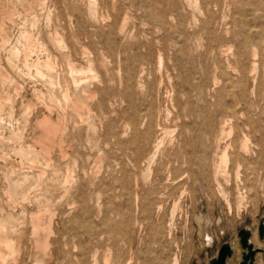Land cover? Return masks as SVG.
<instances>
[{
    "label": "bare ground",
    "instance_id": "1",
    "mask_svg": "<svg viewBox=\"0 0 264 264\" xmlns=\"http://www.w3.org/2000/svg\"><path fill=\"white\" fill-rule=\"evenodd\" d=\"M263 104L264 0H0V264L104 233L132 264L139 201L153 220L178 163L226 194Z\"/></svg>",
    "mask_w": 264,
    "mask_h": 264
},
{
    "label": "rangeland",
    "instance_id": "2",
    "mask_svg": "<svg viewBox=\"0 0 264 264\" xmlns=\"http://www.w3.org/2000/svg\"><path fill=\"white\" fill-rule=\"evenodd\" d=\"M130 32L135 33L136 30L133 29ZM263 106L260 105L259 114L260 112L261 114L263 113ZM234 120L235 122L233 123L235 124L237 119ZM261 125H264V121L261 122ZM261 129L264 131V126ZM236 130L233 131L234 135L228 136L229 139L226 137L225 141H234L236 146L239 147L240 138L237 137ZM177 134L178 130L176 134H170L169 136L172 138ZM250 148L252 150L251 155L253 154V156L246 158L245 161L237 155H234L235 157L230 156L226 169V177L223 180V186L227 195L222 194L223 192L217 188L209 190L203 175L199 173V175H196L197 171H189L188 168L187 170L178 163L177 167L179 166V169L177 168L175 171H180V173L178 172L177 174L175 172L177 174H173L175 177L172 175V178H177V181L175 180L177 184L175 183L173 187L171 186L163 194V210L160 213L153 214V220L143 219L141 201H139L138 207L135 210L138 222L136 232L132 236V242L128 241L130 244L128 242L125 243L127 244L126 247L130 246L132 249L130 254L127 248V253L125 254L126 257L132 255V264H173L176 257L179 259V264H210V261L218 255L219 249L224 243L235 245L236 248L234 249L235 253L233 257L228 260L229 264H239L244 252L239 238V231L243 228H249L253 233L256 232L258 240L261 243L260 248L264 249V238L262 239L260 235V224L264 217V133L257 132L256 135L251 134ZM255 160L256 163H254ZM240 162L241 166L239 167ZM238 171L240 183L237 181ZM190 173H193V176L192 174L190 176ZM154 174L155 172H153L152 176ZM239 186H241V190ZM241 191L246 192L244 193L248 196V201L245 203L247 205H243L239 209L237 200ZM228 201L231 202L232 207L228 204ZM231 210L233 211L232 213ZM103 225L106 224L98 225L97 229L101 230L102 228L100 229L99 227H104ZM107 226V229L110 228L108 224ZM81 227L80 229L84 231V226L83 228ZM108 236V233H104L101 239H88L84 237L75 242H64L63 251L57 256V260L60 258L57 264L59 262V264H90L92 261H90L89 257L95 252H98L99 264H104L106 258L114 262L117 258L116 251L119 250L118 242L110 241ZM122 243L120 244L122 245ZM30 250L29 247L25 246L22 251L27 257L25 260L26 264L33 263L34 257H30V252L32 255L33 252ZM86 252L89 254V257H86ZM82 253L84 254L82 255ZM260 256L264 263V253L261 252ZM86 258H89V261Z\"/></svg>",
    "mask_w": 264,
    "mask_h": 264
},
{
    "label": "water",
    "instance_id": "3",
    "mask_svg": "<svg viewBox=\"0 0 264 264\" xmlns=\"http://www.w3.org/2000/svg\"><path fill=\"white\" fill-rule=\"evenodd\" d=\"M260 235L264 238V218L260 224ZM253 232L249 228H243L239 231L240 243L243 247V257L239 264H254L258 253H264V249L256 247L251 242ZM235 253L234 248L230 243H224L219 249L218 255L215 256L210 264H228V260L233 257Z\"/></svg>",
    "mask_w": 264,
    "mask_h": 264
}]
</instances>
